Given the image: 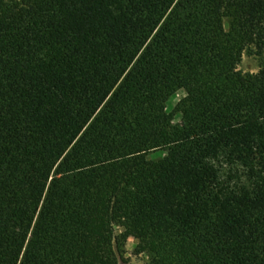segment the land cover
<instances>
[{
    "label": "trees",
    "instance_id": "obj_1",
    "mask_svg": "<svg viewBox=\"0 0 264 264\" xmlns=\"http://www.w3.org/2000/svg\"><path fill=\"white\" fill-rule=\"evenodd\" d=\"M130 237L264 264V0H0V264H124Z\"/></svg>",
    "mask_w": 264,
    "mask_h": 264
},
{
    "label": "rangeland",
    "instance_id": "obj_2",
    "mask_svg": "<svg viewBox=\"0 0 264 264\" xmlns=\"http://www.w3.org/2000/svg\"><path fill=\"white\" fill-rule=\"evenodd\" d=\"M261 66V60L258 56L253 55L250 51H247L243 56V61L239 69L244 73L248 82H252L256 74L259 72ZM184 93L180 91L177 95L176 101L181 99ZM159 156V154H157ZM125 231L124 223L117 222L116 233L122 234ZM137 246V240L135 238H128L124 247L123 254L125 257L124 264H151L149 257L146 254H137L135 252Z\"/></svg>",
    "mask_w": 264,
    "mask_h": 264
}]
</instances>
